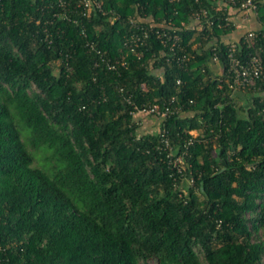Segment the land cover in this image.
Returning a JSON list of instances; mask_svg holds the SVG:
<instances>
[{"label": "trees", "instance_id": "1", "mask_svg": "<svg viewBox=\"0 0 264 264\" xmlns=\"http://www.w3.org/2000/svg\"><path fill=\"white\" fill-rule=\"evenodd\" d=\"M98 1L0 0V264H264V0Z\"/></svg>", "mask_w": 264, "mask_h": 264}, {"label": "built area", "instance_id": "2", "mask_svg": "<svg viewBox=\"0 0 264 264\" xmlns=\"http://www.w3.org/2000/svg\"><path fill=\"white\" fill-rule=\"evenodd\" d=\"M83 3L86 6L89 5H97L98 8H102V3L98 0H83ZM254 10H257V4L254 2V0H248L245 3H243L242 8L240 9V15H242L243 19H250V13H253ZM200 17V16H199ZM113 22L117 19L116 16H113L112 18ZM233 20H236L238 22V18L234 17ZM200 23V20L198 18L197 20ZM241 25H239L238 22V29L240 28ZM237 29V30H238ZM162 35L164 36H169L170 38H173L175 40L179 39L180 36L177 34H174L171 36L168 34L167 31H163ZM257 33L253 30H250L248 33L249 38H255ZM237 45L236 43H233L230 48V57H231V65L229 68V75L231 77L230 80V87L232 89L236 90H242L246 88L247 86L253 85L256 80L263 75L264 73V63L261 62V59L257 56L253 57L251 60L245 62L241 61L239 58L236 57L235 51H236ZM181 50L187 51L186 48L181 47ZM186 56V55H185ZM187 60H190V55L186 56ZM137 113L138 112H146L149 114L156 115L158 117H163L168 115L169 113L172 112L171 108L169 106H166L164 109L161 107L160 103H154V104H146L143 108L137 107ZM166 146L168 148H172L169 145V142L166 143ZM178 161H181L182 158L179 157L177 158Z\"/></svg>", "mask_w": 264, "mask_h": 264}, {"label": "crops", "instance_id": "3", "mask_svg": "<svg viewBox=\"0 0 264 264\" xmlns=\"http://www.w3.org/2000/svg\"><path fill=\"white\" fill-rule=\"evenodd\" d=\"M238 22L239 25H241L240 28L237 31L233 32L231 35V38L237 40L240 39V36L243 34V32H246L248 30H257L259 27H261L259 19L254 14L251 15V18L249 20H245L243 19L242 15H239ZM213 65L214 67H216V69H220L219 64L217 65L216 63H213Z\"/></svg>", "mask_w": 264, "mask_h": 264}, {"label": "rangeland", "instance_id": "4", "mask_svg": "<svg viewBox=\"0 0 264 264\" xmlns=\"http://www.w3.org/2000/svg\"><path fill=\"white\" fill-rule=\"evenodd\" d=\"M140 120V126L142 129L145 131H150V132H157V127L160 125V120L158 119V116L149 114L146 112H138L137 113ZM186 183V180H184V185Z\"/></svg>", "mask_w": 264, "mask_h": 264}]
</instances>
